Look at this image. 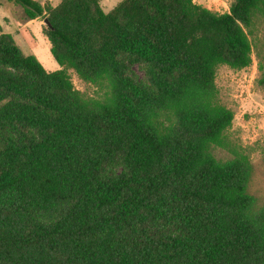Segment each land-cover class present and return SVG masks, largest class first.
Returning a JSON list of instances; mask_svg holds the SVG:
<instances>
[{
	"label": "trees",
	"instance_id": "16d2710c",
	"mask_svg": "<svg viewBox=\"0 0 264 264\" xmlns=\"http://www.w3.org/2000/svg\"><path fill=\"white\" fill-rule=\"evenodd\" d=\"M42 32L46 71L0 34V264H264V205L229 149L219 66L247 68L264 0H6ZM138 67L144 78L134 72ZM104 89H73L64 69ZM264 88V71L257 80ZM264 157V148L262 150Z\"/></svg>",
	"mask_w": 264,
	"mask_h": 264
},
{
	"label": "rangeland",
	"instance_id": "374dc122",
	"mask_svg": "<svg viewBox=\"0 0 264 264\" xmlns=\"http://www.w3.org/2000/svg\"><path fill=\"white\" fill-rule=\"evenodd\" d=\"M49 1L53 6L58 0ZM121 0H100L104 12L110 11ZM234 0H192V3L215 13L226 12ZM39 20V21H38ZM24 24L22 9L19 6L0 0V34L11 36L15 45L24 55L34 56L46 71L61 69L50 54V46L42 32L45 26L41 19ZM250 41L251 64L241 70L219 66L215 85L219 102L233 112L231 126L225 131L229 149L214 148L215 158H231V151H239L248 156L252 175L248 192L255 198L256 207L264 205V88L258 85V78L264 71V20L260 14L254 15L251 25L244 28ZM64 69V68H63ZM135 74L144 78L143 72L134 67ZM65 73L74 90L84 97L99 99L104 89L81 81L76 74L65 68Z\"/></svg>",
	"mask_w": 264,
	"mask_h": 264
},
{
	"label": "water",
	"instance_id": "95a60500",
	"mask_svg": "<svg viewBox=\"0 0 264 264\" xmlns=\"http://www.w3.org/2000/svg\"><path fill=\"white\" fill-rule=\"evenodd\" d=\"M43 24H44L45 26H47L48 28H50V23H49V21H48L47 19H44V20H43Z\"/></svg>",
	"mask_w": 264,
	"mask_h": 264
},
{
	"label": "crops",
	"instance_id": "0c3cea01",
	"mask_svg": "<svg viewBox=\"0 0 264 264\" xmlns=\"http://www.w3.org/2000/svg\"><path fill=\"white\" fill-rule=\"evenodd\" d=\"M37 20H38V19H34V20H30V21H25V23H24V24L26 25V24H28V23L35 22V21H37ZM38 21H39V20H38Z\"/></svg>",
	"mask_w": 264,
	"mask_h": 264
}]
</instances>
